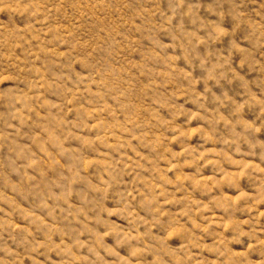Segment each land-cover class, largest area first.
<instances>
[{
  "label": "clouds",
  "instance_id": "clouds-1",
  "mask_svg": "<svg viewBox=\"0 0 264 264\" xmlns=\"http://www.w3.org/2000/svg\"><path fill=\"white\" fill-rule=\"evenodd\" d=\"M0 264H264V0H0Z\"/></svg>",
  "mask_w": 264,
  "mask_h": 264
}]
</instances>
